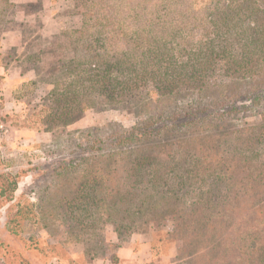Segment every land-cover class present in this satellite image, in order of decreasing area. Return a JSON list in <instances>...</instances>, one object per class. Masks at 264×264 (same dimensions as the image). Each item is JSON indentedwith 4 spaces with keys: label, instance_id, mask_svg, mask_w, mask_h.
Masks as SVG:
<instances>
[{
    "label": "rangeland",
    "instance_id": "374dc122",
    "mask_svg": "<svg viewBox=\"0 0 264 264\" xmlns=\"http://www.w3.org/2000/svg\"><path fill=\"white\" fill-rule=\"evenodd\" d=\"M130 39L139 43L138 53L147 55L156 74H161V58H171L178 65L190 56L211 60L213 67L200 95L194 89L179 91L171 107L183 113L190 107L210 106L217 96L214 87L221 85L218 89L225 94L220 97L222 107L210 106L209 111L227 112L234 107L223 120L227 127L256 126L258 132L264 125V91L248 92L253 89L251 81L239 79L236 67L227 69L220 64L231 55L264 56V0H0V67L11 69L7 80L0 69V112L9 128L6 136L0 135V192L6 187L4 195L0 193V241H10L5 250L13 260L28 264L39 259H50L51 264H73L78 257L95 260L111 255L133 235L144 234L152 239L157 256L161 249H175L178 264H192L181 257L177 242L171 240L174 214H161L160 206L130 214L136 223L123 221L124 226L119 227L123 239L114 243L119 224L95 216L81 221L65 202L58 201L68 171L55 168L86 154L84 133L108 123L131 129L146 117L137 111L148 103L146 93L151 91L153 98L157 94L150 82L140 86L127 108L92 106L77 113L73 121L65 125L62 121L47 130V108L55 106L48 93L55 86L66 89L76 72L87 84L92 75L87 65L72 72L75 75L69 70L76 57L112 58L118 46ZM263 66L250 71L256 80L262 79ZM226 85H235L239 96L231 97ZM74 86L80 90L79 84ZM163 104L160 101L158 106ZM238 152L264 160V142L241 147ZM13 181L15 190L10 184ZM175 181L169 177L167 184L138 185L157 200L159 192L162 196L167 188L177 190ZM193 181L177 190V197L186 203L199 200V194L209 190L219 189L214 198L220 199L228 190L225 184L213 185L210 177ZM187 190L190 192L183 195Z\"/></svg>",
    "mask_w": 264,
    "mask_h": 264
},
{
    "label": "trees",
    "instance_id": "16d2710c",
    "mask_svg": "<svg viewBox=\"0 0 264 264\" xmlns=\"http://www.w3.org/2000/svg\"><path fill=\"white\" fill-rule=\"evenodd\" d=\"M138 49L139 43L130 39L118 46L115 57H76L69 70L75 75L72 72L87 65L92 74L87 84L76 72L66 89L55 86L48 93L55 106L47 108V130L62 121L64 125L73 121L77 113L92 106L127 108L140 86L150 82L157 94L153 98L151 91L146 93L148 103L137 109L146 117L131 129L108 123L84 133L86 154L79 161L70 160L55 168L68 171L58 201L65 202L81 221L95 216L119 224L116 230L121 239L122 222L136 223L130 214L160 206L161 214H174L171 240L177 242L181 257L192 264H264V160L238 152L241 147L264 142V125L258 132L256 126L227 127L223 120L234 107L227 112L209 111L210 106L222 107L220 97L225 94L218 89L221 85L214 87L217 96L210 106L190 107L191 111L183 113L171 107L179 91L194 89L200 95L213 67L211 60L190 56L174 67L171 58H161V74H156L153 62ZM262 63L264 56L247 59L231 55L220 64L227 69L236 67L238 78H248L253 88L248 92H253L264 91V74L256 80L250 73ZM234 86H225L231 97L239 96ZM160 101L163 107L158 106ZM169 177L176 179L177 190L207 177L213 178V185L225 184L228 190L220 199L214 198L219 189L209 190L200 193L199 200L186 203L177 197L175 187L167 188L162 196L157 193V200L151 197L155 194L140 187L144 183L167 184ZM10 184L15 190L16 182ZM5 190L1 189V195Z\"/></svg>",
    "mask_w": 264,
    "mask_h": 264
},
{
    "label": "crops",
    "instance_id": "0c3cea01",
    "mask_svg": "<svg viewBox=\"0 0 264 264\" xmlns=\"http://www.w3.org/2000/svg\"><path fill=\"white\" fill-rule=\"evenodd\" d=\"M2 69L1 73L6 74V80L9 78V71L11 69L7 66L0 67ZM112 242L120 243L121 239L116 233L113 235ZM10 241L2 240L0 241V264H28V261L13 260L9 253L5 249H9ZM152 239L146 237L144 234L133 235L131 239L125 244H119L116 250L111 255H105V257L97 258L95 260H80L73 264H178L176 250L170 249L162 250L160 255L154 253L152 248ZM48 256H46L47 258ZM116 258V260L114 258ZM25 258H29L25 255ZM32 264H51L50 259H45V261L32 260Z\"/></svg>",
    "mask_w": 264,
    "mask_h": 264
},
{
    "label": "built area",
    "instance_id": "2783aa9c",
    "mask_svg": "<svg viewBox=\"0 0 264 264\" xmlns=\"http://www.w3.org/2000/svg\"><path fill=\"white\" fill-rule=\"evenodd\" d=\"M2 97H3V88L0 82V103H1ZM8 133H9V128L4 123V121H2L1 112H0V135L6 136Z\"/></svg>",
    "mask_w": 264,
    "mask_h": 264
}]
</instances>
